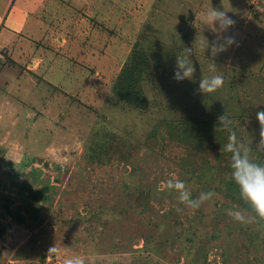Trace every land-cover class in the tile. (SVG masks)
Instances as JSON below:
<instances>
[{"label":"rangeland","instance_id":"rangeland-1","mask_svg":"<svg viewBox=\"0 0 264 264\" xmlns=\"http://www.w3.org/2000/svg\"><path fill=\"white\" fill-rule=\"evenodd\" d=\"M55 3L64 22L82 16L85 28H67L63 48L32 47L28 38L10 47L14 58L42 56L46 80L18 73L0 46V264H63L76 256L85 264H264V224L225 192L231 154L205 128H190L198 116L209 119L202 110L224 105L239 118L238 140L255 150V115L264 111V0ZM7 4L0 0V18ZM211 7L237 21L228 34L239 46L216 56L210 45L219 32L204 19ZM135 43L151 60L141 81L144 109L111 89ZM185 47L196 71L176 82L175 58ZM214 75L224 79L220 89L195 92ZM176 179L193 198L215 196L191 209L167 188ZM44 187L45 201L31 204L40 209L35 221L22 207L31 202L29 188ZM235 210L245 222L228 214Z\"/></svg>","mask_w":264,"mask_h":264},{"label":"clouds","instance_id":"clouds-1","mask_svg":"<svg viewBox=\"0 0 264 264\" xmlns=\"http://www.w3.org/2000/svg\"><path fill=\"white\" fill-rule=\"evenodd\" d=\"M205 22L218 30L219 35L212 41L210 50L213 56L226 52L229 48L239 46L236 34H228L229 30L234 28L237 21L220 8L211 7L204 13ZM192 48L185 47L184 50L175 58V66L173 70V80L181 82L191 80L196 69L191 63ZM224 84L221 75H214L211 78H201L198 82L196 93H214ZM259 125L258 140L256 141L255 150L252 143L238 140L235 131L230 130L228 142L224 147V151L231 154V178L238 188L240 199L248 205L249 214H251L258 222H264V163L256 162L253 158V152L264 156V111H257L255 115ZM232 121L223 113L217 117V124L224 128H229ZM169 190L179 193V202L191 209H197L205 201L215 196L212 191L201 192L198 197L193 198L192 193L187 190L186 183L181 180H169L166 182ZM230 216L238 221L243 220L244 213L240 210L230 211ZM57 247H51L48 250L49 255L56 253ZM63 264H85L84 259L76 256L74 258H66Z\"/></svg>","mask_w":264,"mask_h":264},{"label":"crops","instance_id":"crops-1","mask_svg":"<svg viewBox=\"0 0 264 264\" xmlns=\"http://www.w3.org/2000/svg\"><path fill=\"white\" fill-rule=\"evenodd\" d=\"M56 1L57 0H10V4L5 5L6 8H3V14L0 18V46L7 53V60L9 63H16L14 68L19 70L18 73L22 70H29L34 76L37 75L41 80H46L43 75L39 74L40 67L43 63V57L38 55L26 59L25 55H21V49H23L22 46L20 49L21 56L14 58V51L10 50L12 43H14L15 47L16 43H21L24 38H28L29 41H31L29 42V45L31 44L32 47L33 44H37L42 45L45 48H50V46L44 44V41H47L54 43L58 48H63L67 42L65 36L67 28H69V30L73 29V27H79L80 30L85 28L81 27V22L83 20L82 16L77 18L76 20L78 22L74 24H72L71 20H73L75 15H72V19L68 20L69 23L64 22L65 18L58 16L54 12ZM84 13L86 12L84 11ZM79 15L81 14L79 13ZM29 21L31 23L30 26L27 24ZM78 24H80V26H77ZM29 30L32 32L31 37L29 36ZM57 31H64V36L59 35V33L57 34ZM84 43V41L81 42V45L85 46ZM54 56H57V54ZM57 61V58H55L54 61L50 59V62H53V64H56ZM23 66L24 68H22ZM47 70L52 69L47 66L46 71ZM51 86L56 89L55 85Z\"/></svg>","mask_w":264,"mask_h":264},{"label":"trees","instance_id":"trees-1","mask_svg":"<svg viewBox=\"0 0 264 264\" xmlns=\"http://www.w3.org/2000/svg\"><path fill=\"white\" fill-rule=\"evenodd\" d=\"M147 51H148L147 49H144L138 43H135L132 53L123 63L117 75V78L115 79L112 85V88H111L115 96H117V98L120 101H123L125 104L132 106L134 108L144 109L147 106L146 96L144 94L142 84H141L143 74L146 73L151 68V60H150L149 52ZM233 84L234 83H232V85ZM237 98H239V96ZM236 105H239V103ZM222 106L224 105L216 106V109H217L216 113H214L211 110L212 108L211 109L207 108V109L202 110L204 111L203 112L204 115L206 114L209 117V119L204 118L203 120L201 119V121H199L200 117L198 116V120L194 118L190 121V124L195 125L190 128L192 129L191 130L192 132L193 131L201 132V130L205 128V130L208 133V137L210 136L213 137V135L217 136L216 139L219 142V144L222 147H225V145L228 142V136H229L230 130L235 131V132L237 130V124H238L239 118L234 116L233 114L230 115L229 113H227L225 111V108L223 109ZM194 110H197V109H194ZM223 113H225L228 116V118L232 121L231 125H229V128H224L222 125L217 124V117ZM183 132H185V130ZM199 140H200L199 141L200 144L204 142V139L202 137H199ZM261 158L262 156L259 154H257L255 157V159L257 160H261ZM230 163H231V160H230ZM228 165L230 166V164ZM228 169L231 171V167L230 168L228 167ZM46 191H47V188L45 187L37 189V190L34 188H29L28 190V197L31 202L29 201L24 202L22 209L25 210V213L29 214V217L35 221H37L40 209L33 208L31 204L33 201L34 202L45 201V199L47 198ZM225 192L227 194L228 199L232 200L233 202L235 201L241 207V210L249 213L248 205L245 204L240 199L238 188L231 178V172L228 175V179L225 181ZM15 215L16 216L14 218L18 222H24L26 219L25 215L24 214L21 215L19 211H17ZM252 218L254 217L252 216ZM259 223L264 224V222H259Z\"/></svg>","mask_w":264,"mask_h":264},{"label":"built area","instance_id":"built-area-1","mask_svg":"<svg viewBox=\"0 0 264 264\" xmlns=\"http://www.w3.org/2000/svg\"><path fill=\"white\" fill-rule=\"evenodd\" d=\"M2 55V53L0 52V56Z\"/></svg>","mask_w":264,"mask_h":264}]
</instances>
